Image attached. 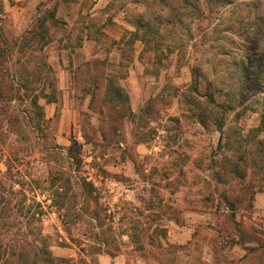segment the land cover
Here are the masks:
<instances>
[{
    "label": "rangeland",
    "instance_id": "rangeland-1",
    "mask_svg": "<svg viewBox=\"0 0 264 264\" xmlns=\"http://www.w3.org/2000/svg\"><path fill=\"white\" fill-rule=\"evenodd\" d=\"M108 4L0 0V264H264V94L230 55L264 50V0L172 52Z\"/></svg>",
    "mask_w": 264,
    "mask_h": 264
},
{
    "label": "trees",
    "instance_id": "trees-1",
    "mask_svg": "<svg viewBox=\"0 0 264 264\" xmlns=\"http://www.w3.org/2000/svg\"><path fill=\"white\" fill-rule=\"evenodd\" d=\"M63 2L71 3L74 0H63ZM108 2L110 8L118 7V10L125 13L132 9L134 12L126 18V22L129 23L133 31L129 32L130 37L125 45H133L140 41L145 47H152L154 50L163 45L169 52H172L177 46L178 48L182 46V42L169 36L170 33L177 30L191 33L195 21L203 17L215 18L232 4V0H108ZM139 7L143 8V11L136 13L135 11ZM56 13L57 8L53 6L36 18L33 30L38 29L41 32L39 36L43 39L45 37V41L41 40L44 44L49 41V38H46L48 24L57 23ZM253 31L258 35V32L263 30H260V26H258ZM247 40L249 39L245 37V46L239 45L238 51L230 53V55L233 61L237 62L235 65L239 67L245 79L250 81L252 86L255 85L254 91L262 95L264 94V50L256 48L257 46L253 42ZM198 73L199 69L194 68L192 74L196 76ZM109 90L111 93L114 92V98L122 97V90L112 86V83H110ZM261 124L264 125V119Z\"/></svg>",
    "mask_w": 264,
    "mask_h": 264
},
{
    "label": "crops",
    "instance_id": "crops-1",
    "mask_svg": "<svg viewBox=\"0 0 264 264\" xmlns=\"http://www.w3.org/2000/svg\"><path fill=\"white\" fill-rule=\"evenodd\" d=\"M175 241L177 242L178 245H185L191 241V235L183 231V233L180 234V237H178ZM102 263L103 264H137L131 261L128 262L124 256H117L110 259L109 261L105 257H102ZM138 264H148V263L139 262Z\"/></svg>",
    "mask_w": 264,
    "mask_h": 264
}]
</instances>
